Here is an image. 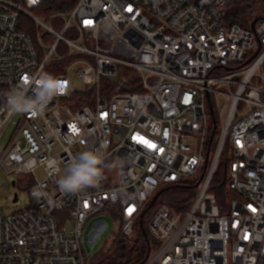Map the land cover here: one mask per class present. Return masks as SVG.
I'll return each instance as SVG.
<instances>
[{
  "label": "built area",
  "instance_id": "1",
  "mask_svg": "<svg viewBox=\"0 0 264 264\" xmlns=\"http://www.w3.org/2000/svg\"><path fill=\"white\" fill-rule=\"evenodd\" d=\"M233 1L77 0L47 23L33 12L61 0H0V140L21 114L0 170L21 177L31 199L0 210V264H88L114 226L106 208L130 237L162 187L198 174L188 209L153 210L160 247L144 264H264V13L254 29L231 23ZM132 72L138 91L127 90ZM39 73L66 93L38 116L9 113L7 93ZM85 150L106 151L116 167L97 186L62 192L58 179ZM225 154L220 200L211 188Z\"/></svg>",
  "mask_w": 264,
  "mask_h": 264
},
{
  "label": "trees",
  "instance_id": "2",
  "mask_svg": "<svg viewBox=\"0 0 264 264\" xmlns=\"http://www.w3.org/2000/svg\"><path fill=\"white\" fill-rule=\"evenodd\" d=\"M76 1L77 0H61V2L59 4H55L51 10H71L75 6ZM253 1L254 0H234L228 11L226 17L227 21L231 23H237L243 27H250L252 22L257 19L256 16L251 17L254 13V7L252 4ZM262 13H264V9ZM129 75L130 77L128 80L132 84L127 90L138 91V87H134V83L138 82L136 74H133L132 72ZM219 129L220 125L218 123L217 129L215 131L212 130V138L208 143L209 154H211L216 148ZM225 159L226 154L220 160V164L211 188V191L216 193L220 200H222L223 191H225V180L227 175V164L225 162ZM197 192L198 182L193 183L187 181L180 184L162 187L156 193L154 199L148 204L144 211V214L135 225L133 234L136 233L137 227H139L140 230L138 232V237L136 238L134 245L132 247H128L127 244L122 243V241L116 243V253L100 259L97 264H144L150 257V255L160 247V243L152 236L148 226L146 225L153 210L161 203L168 204L174 211L177 212L188 209L191 206ZM115 212L116 217L118 218V210H115Z\"/></svg>",
  "mask_w": 264,
  "mask_h": 264
},
{
  "label": "clouds",
  "instance_id": "3",
  "mask_svg": "<svg viewBox=\"0 0 264 264\" xmlns=\"http://www.w3.org/2000/svg\"><path fill=\"white\" fill-rule=\"evenodd\" d=\"M67 89L62 81L48 73H39L21 83L7 93L6 108L9 113H26L33 116L43 114L49 103L57 96L65 94ZM29 92L32 94L29 95ZM114 162L99 150H85L69 164L58 179L62 192L78 193L89 187L99 185L105 179V173L114 170ZM116 199H123L127 193L119 190L112 193Z\"/></svg>",
  "mask_w": 264,
  "mask_h": 264
},
{
  "label": "rangeland",
  "instance_id": "4",
  "mask_svg": "<svg viewBox=\"0 0 264 264\" xmlns=\"http://www.w3.org/2000/svg\"><path fill=\"white\" fill-rule=\"evenodd\" d=\"M253 7H254V13L251 17H258L262 14L264 5L261 0H254L253 1ZM57 12H63L60 10H42V9H36L33 13L42 19H44L47 23H49L48 19L54 15ZM23 21L27 26L35 32V25L27 18L24 17ZM56 24H60L59 26H55L59 31L61 28V22L59 20L54 21ZM47 38V37H46ZM61 51L65 52V49L61 47ZM55 74V71L53 69H50ZM75 88L76 89H82L83 84L79 81H75ZM21 118V114H18L9 124V126L6 128L1 140H0V150H2L7 142L10 140V138L15 134L17 124ZM210 120L213 122L212 117ZM220 130V129H219ZM200 175L198 174L197 177L193 176L189 178L190 182H197V178ZM36 177L38 180H43L45 175L43 172V169H38L36 171ZM21 177L16 176H8L3 170H0V210H3L5 212H12L19 208H24L28 206L31 203L30 199V191L29 189L22 188V181ZM15 195L19 196V201L14 202ZM108 215H112L114 219V226L111 229V231L108 233L106 238L101 242V244L93 251V255L88 258V264H97V262L100 261V259L115 254V250L117 248V244L122 241V243L127 244L128 247H132L135 243L136 238L138 237V232L140 230L139 227L136 229V233L132 236L128 237L125 236L123 233L121 220L119 217H116V212L111 207L106 208L104 210ZM111 216V217H112ZM148 226V222L146 223ZM68 229H72L73 223H70L68 226ZM147 228V227H146ZM87 246L91 248L92 244L91 242L87 241Z\"/></svg>",
  "mask_w": 264,
  "mask_h": 264
},
{
  "label": "water",
  "instance_id": "5",
  "mask_svg": "<svg viewBox=\"0 0 264 264\" xmlns=\"http://www.w3.org/2000/svg\"><path fill=\"white\" fill-rule=\"evenodd\" d=\"M255 23H256V21H253V22H252V25H251V26H252V29H254V27H255ZM16 200H17V195H16V198H15V201H16Z\"/></svg>",
  "mask_w": 264,
  "mask_h": 264
},
{
  "label": "snow or ice",
  "instance_id": "6",
  "mask_svg": "<svg viewBox=\"0 0 264 264\" xmlns=\"http://www.w3.org/2000/svg\"><path fill=\"white\" fill-rule=\"evenodd\" d=\"M129 212H131V209H129Z\"/></svg>",
  "mask_w": 264,
  "mask_h": 264
}]
</instances>
